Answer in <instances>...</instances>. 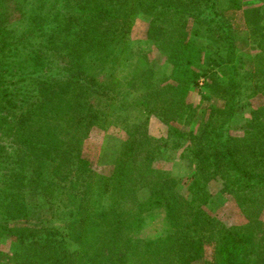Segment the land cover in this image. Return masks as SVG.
Listing matches in <instances>:
<instances>
[{
	"label": "trees",
	"instance_id": "trees-1",
	"mask_svg": "<svg viewBox=\"0 0 264 264\" xmlns=\"http://www.w3.org/2000/svg\"><path fill=\"white\" fill-rule=\"evenodd\" d=\"M243 1L62 0L58 22L47 30L41 21L33 32L43 39L30 66L7 67L11 41L0 25V244L8 242L7 250L0 247V264H264L258 214L264 208V106L262 118L247 120L241 135L231 132L230 122L241 111L246 74L241 81L228 76L235 65L228 12ZM255 1L260 4L243 16L258 36L252 40L260 64L252 91L264 97V0ZM147 14L162 26L156 47L162 61L133 36ZM210 50L224 51L225 58L211 63L204 58ZM164 61L169 74L161 68ZM137 79L146 86L129 98ZM199 86L222 106L210 107L208 120L187 132L179 128L189 112L186 94ZM100 107L115 116L120 108L122 120V113L138 107L143 117L126 129L110 172L98 175L83 143L94 128L105 129L96 125ZM151 115L166 126L164 136L147 133ZM182 142L191 167L185 177L156 164L162 149ZM211 179L222 181L243 222L228 224L204 212ZM179 184L187 192L183 200L176 196ZM29 194L57 206L56 222L44 232L40 212L27 207ZM158 207L168 232L136 236L144 213ZM195 212L201 215L190 219Z\"/></svg>",
	"mask_w": 264,
	"mask_h": 264
},
{
	"label": "rangeland",
	"instance_id": "rangeland-1",
	"mask_svg": "<svg viewBox=\"0 0 264 264\" xmlns=\"http://www.w3.org/2000/svg\"><path fill=\"white\" fill-rule=\"evenodd\" d=\"M245 1H243L238 10H234L233 13L228 12L235 33V54L233 60L235 68L234 66L231 68L228 76H235L236 74L241 81L243 74H246L244 86L240 88L238 96L239 101L242 102L239 106L241 111L236 109L235 114L230 119L231 132L234 135L242 134L243 126L247 120L262 118V109L264 106L263 95L260 93L253 94L252 91L253 85L257 82V78L254 76L251 79V77L257 70L258 65H260L255 58L259 49L252 40L258 38V36L252 31V27L244 23L243 16L244 10L251 6L256 7L260 3L251 0L247 4ZM62 4V0H0V25L4 27L2 30L7 33V38L11 41V46L9 47L8 53H6L7 67L11 62H22L25 66L32 64L30 54H32L37 40L43 39V36L37 37V34L33 32L37 29L39 30L37 24L41 21L43 23L40 26L44 24V28L47 30L54 23H57L59 15L55 14L60 13V6ZM261 24L264 28V17L261 19ZM161 28L159 17L147 14L140 16L133 32V36L139 40V46L148 50V54L150 53L158 61L163 60V56L156 48L159 43ZM206 54L208 55L206 59L211 61V63H214L217 59L225 58L224 51L220 54L211 50L206 51L204 52V58ZM161 68L166 74H169L171 65L164 61L161 63ZM202 81L203 78L200 79V85H202ZM145 86L144 81L135 80L133 85L128 89V97L133 98L131 96L141 93ZM198 89L200 92L197 91ZM197 90L189 91L186 94L189 112L183 122L180 123L179 128L187 132L190 130L196 131L203 120H208L210 107L222 106V100L210 94L203 86H199ZM99 110L102 111V121L96 125L101 128L105 127V129L94 128L90 132V138H86L83 143V153L86 154L89 152L93 157L96 163L94 169L97 171L93 172L98 175L110 172L111 164L114 163L119 146L125 137L126 129L133 123L132 121H139L143 117L139 113L138 107H133L127 115L122 113V116H124L123 120L121 119L120 108H117V116L105 107H100ZM145 120L146 124L144 126L147 133L156 137L166 134V126L156 116L151 115ZM102 124L103 127L101 126ZM185 143L182 142L170 151L162 149L160 151L162 154L158 153L159 156L157 157L156 164L161 168L169 169L171 167L173 171L184 177L189 175L191 173V167L189 159L186 157ZM163 147L169 148L168 145ZM90 173L86 172V174ZM76 174L77 172L74 171L73 178H75ZM208 187L212 192V199L208 205L202 207L204 212L208 216H215L228 224L243 222V211L238 207L231 195L222 192V181L220 179H211ZM176 192L177 199L179 200H183L185 198L184 196L187 195L184 184H179ZM47 198L30 194L26 197L27 207L33 211L40 212L39 218H41V221H38L39 226H42L40 232H44V228L56 222L52 218V210L57 209V206L52 205ZM253 207L258 208L257 206ZM258 214L259 218L264 222V208H260ZM200 215V213L195 212L190 219L196 220ZM167 229L169 230V225L164 208L158 207L144 213L143 219L134 233L143 239H153L165 235L168 232ZM7 243L0 244V247L3 250H7ZM207 256H209V253Z\"/></svg>",
	"mask_w": 264,
	"mask_h": 264
}]
</instances>
